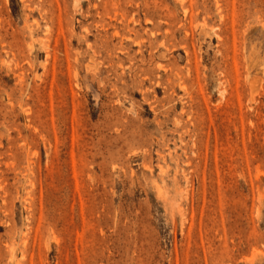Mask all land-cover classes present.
Wrapping results in <instances>:
<instances>
[{
  "label": "rangeland",
  "instance_id": "obj_1",
  "mask_svg": "<svg viewBox=\"0 0 264 264\" xmlns=\"http://www.w3.org/2000/svg\"><path fill=\"white\" fill-rule=\"evenodd\" d=\"M0 264H264V0H0Z\"/></svg>",
  "mask_w": 264,
  "mask_h": 264
}]
</instances>
